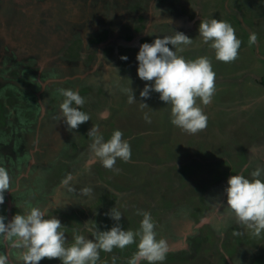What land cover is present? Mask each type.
<instances>
[{
  "label": "rangeland",
  "instance_id": "1",
  "mask_svg": "<svg viewBox=\"0 0 264 264\" xmlns=\"http://www.w3.org/2000/svg\"><path fill=\"white\" fill-rule=\"evenodd\" d=\"M18 1L0 0V13L4 12L0 30L6 40L13 39L8 28L19 29L15 16L28 14L17 8L24 5ZM96 2L101 4L100 0ZM107 6L111 8L108 10ZM107 6L97 20L104 26L108 21L120 24V29H114L117 51L111 61L98 58V53L93 61L94 53L90 49L82 51L88 46L79 48L78 37L66 41L65 46L70 48L67 54L66 48L51 52L54 44L48 45L49 51L37 50L33 36L31 41L15 40L22 45L16 50L0 34V87L5 88L0 96V146L6 140L13 153L0 151V166L7 169L11 178V191L5 192L0 213L6 222L10 221L11 199L29 192L36 194L34 203L21 202L19 210L36 206L45 212L51 206V210L68 211L75 205L67 213L51 214L61 221L66 242L71 244L74 234L94 239L87 231V221L100 231L114 226L116 221L105 215L114 207L122 213L120 225L135 232L143 218L137 210H143L151 214L157 239L168 245L163 264H264V232L254 236L237 223L224 193L229 176L243 174L251 179L252 171L264 169V0L261 7L260 0H112ZM42 12L49 17L55 11ZM211 18L227 21L241 40L234 62L216 60L214 51L202 42L200 20ZM174 31L183 32L193 43L173 50L183 48L178 55L185 59L207 56L216 74L211 103L200 105L208 117L207 127L196 134L186 133L170 122V105L161 101L158 93L151 92L148 99L140 97L145 84L150 83L137 75L140 45L173 35ZM253 32L258 39L250 45L249 35ZM106 36L107 30L104 35H96V39ZM10 43L14 44V39ZM114 50L113 44L103 47L104 54L113 55ZM125 56L126 60L121 59ZM121 64L129 69L123 81L120 70L127 68ZM99 84L109 92L105 93ZM60 88L78 91L84 99L80 110L90 120L76 130L69 131L63 121L56 119L63 100L57 93ZM95 88L102 95L93 100ZM130 88L136 99L132 104L128 103L130 92L126 91ZM141 102L149 107L142 108ZM105 110L109 116L101 119L100 113ZM93 125L99 126L105 140L114 130H120L123 139L130 143L131 159L124 162L118 158V172L100 168L90 147L80 148L79 153L74 148H64L73 146L76 133H83L81 140L92 139L87 134ZM18 133H36L29 144L30 155L22 154L27 148ZM53 134L66 136L51 138ZM41 149L45 151L40 153ZM12 160L15 172L11 171ZM50 166H54L48 179L51 187L35 185V178L42 177L41 173ZM68 171L70 175L64 176ZM84 177L87 181L82 182ZM85 188L91 192L85 194ZM16 211L14 205L13 212ZM136 249L133 243L124 249L114 248L111 253L101 251L103 260L97 264H113V257L115 264H128ZM17 251L0 240V252L9 254L10 264H18ZM40 264L61 262L45 259Z\"/></svg>",
  "mask_w": 264,
  "mask_h": 264
},
{
  "label": "clouds",
  "instance_id": "2",
  "mask_svg": "<svg viewBox=\"0 0 264 264\" xmlns=\"http://www.w3.org/2000/svg\"><path fill=\"white\" fill-rule=\"evenodd\" d=\"M202 42L208 45L215 54V59L234 62L239 56L241 40L237 38L235 29L227 21L215 18L200 20L198 28ZM256 33H250L249 44L257 43ZM193 39L179 31L173 35L156 37L152 43L140 45L136 56L138 61L137 75L146 83L140 92L143 99L150 98L151 92L159 94V99L170 105V122L189 134H196L207 127L208 117L203 106L211 103L216 91V74L211 60L207 56L185 59L178 55L183 48L179 45H191ZM172 46V47H169ZM126 60L127 57H121ZM128 103L136 102L134 91L130 88ZM58 94L63 97L59 104V115L56 119L63 121L68 130H76L90 120V116L81 111L84 99L78 91L60 88ZM199 101V103H197ZM75 105V107L73 106ZM141 107H149L141 102ZM109 112L100 113L101 119H107ZM145 120L150 122L147 115ZM92 138L90 150L101 165L109 170L115 169L117 159L128 162L131 159L130 143L123 139L120 130H114L111 137L105 140L99 132V126L93 125L87 134ZM264 169L257 168L251 172V179L243 174L231 175L227 180L226 205L234 215L237 223L245 226L252 235L260 236L264 232V180L261 179ZM11 191V178L7 169L0 166V205L5 202V192ZM84 193L91 192L85 188ZM105 215L116 221L109 230L85 223L87 231L94 239L82 234H74L73 242L67 244L63 225L55 216L46 218V213L39 207H25L17 212L10 221L0 215V240L8 247L17 249L18 264H40L42 260H59L61 264H97L100 252L111 253L114 248L124 249L135 243L136 251L128 264H163L169 251L165 240L157 239L155 224L151 214L137 210L142 216L139 230H125L120 225L122 213L116 208ZM138 238V239H137ZM9 254L0 252V264H10ZM115 264L116 257L112 258Z\"/></svg>",
  "mask_w": 264,
  "mask_h": 264
},
{
  "label": "crops",
  "instance_id": "3",
  "mask_svg": "<svg viewBox=\"0 0 264 264\" xmlns=\"http://www.w3.org/2000/svg\"><path fill=\"white\" fill-rule=\"evenodd\" d=\"M4 2L5 1H3V3ZM18 2L24 3V5L17 6V8L20 7L23 11L27 10L28 14L15 16V19H17L16 22L19 23L16 25V28H19L18 31L8 25V27L10 28H8L7 33L10 35V37H13L14 44L10 43L13 39L10 38L9 40L7 39V41L0 30V34L2 37H4V40H6V42L16 50L17 48H22V45L17 44L15 40L21 39L22 41L23 39H25V41H31V36H33L35 38L34 43L36 47L39 46V49L37 47V50L41 52H46V49H48V45L54 44L55 48L50 49L51 52L66 48L65 52L68 53L70 49L69 47L67 48L65 46L66 41L74 39V37H78L81 45V47L79 45V48L84 47L83 45L86 44L88 48H82V51L90 49L89 51H92V53H94L93 58L97 56L96 53H98V58L106 59L105 61H111L114 58L115 51H117V38H115L114 29L115 27L116 30L120 29V24L117 25V22L109 23L108 21L106 22L107 25L105 24L104 26L101 25V22H99V20H97L99 12L107 6V3H112V0H100L101 4H98L96 0H19ZM103 3L105 4L102 5ZM262 4L263 0H260V7ZM3 5L2 7L6 9V7H4ZM110 8L109 6H107L106 9L109 10ZM31 9L32 11H30ZM44 9H53V11L55 12L54 14L51 13L50 16L47 17L46 14L42 12V10ZM37 10H39V13ZM56 10L61 11V14L57 13ZM76 11L78 12L76 13ZM91 14L92 17H90ZM3 15L4 12L0 13L1 17ZM32 16L33 20L31 19ZM44 18L45 22L43 20ZM11 19H14V16H12ZM146 28L147 27H145L144 31L146 30ZM106 30V37L96 39V35H104ZM46 34L48 37L46 36ZM17 35L19 36V38L17 37ZM133 38H135V36ZM57 40H59L58 44ZM87 43H90V45H88ZM96 44L99 45L97 51ZM106 44L114 45L115 50L113 55L112 53L104 54L103 47ZM23 47L26 48V46ZM120 51L121 50L118 51V54H120ZM72 56L74 58H77V56L80 57V55ZM94 60H96V58L93 59V61ZM106 63L108 64V62Z\"/></svg>",
  "mask_w": 264,
  "mask_h": 264
},
{
  "label": "flooded vegetation",
  "instance_id": "4",
  "mask_svg": "<svg viewBox=\"0 0 264 264\" xmlns=\"http://www.w3.org/2000/svg\"><path fill=\"white\" fill-rule=\"evenodd\" d=\"M70 49V48H69ZM69 53V52H68ZM67 53V54H68ZM127 64V63H126ZM126 64H124V65H122L123 67H126L127 68V70H124V71H121L120 70V79H121V81H123L122 80V78L124 77V75H125V77H126V75L128 76V66L126 65ZM123 67H121V68H123ZM123 70V69H122ZM120 79H119V82H120ZM125 82V81H124ZM118 84V82L117 83H115L114 85L116 86ZM96 84H94V86H95ZM100 85V84H99ZM103 85H100V87H102ZM4 87V86H3ZM84 87H85V85H84ZM100 87H97V88H100ZM94 88V87H93ZM92 88V89H93ZM107 88V87H106ZM106 88L104 87H102V90L105 92V93H108L109 91H106ZM15 89H19V86H15ZM85 89V88H84ZM96 89V88H95ZM116 89L117 88H115L114 87V91H113V94H115V93H117V91H116ZM4 90H5V88H2V87H0V96H2V94H3V92H4ZM21 90V89H20ZM96 92V96H95V98L93 97V100H96V99H98V97L100 96V95H102V94H100V91H99V89H96L95 90ZM58 93V92H57ZM107 94H103V96H106ZM84 96V95H83ZM87 96V95H86ZM92 98V97H91ZM94 102H96V101H94ZM34 134H36V133H33V135H31V133H18V135H21V136H23V141H24V144L26 145V148H27V152H23L22 154L24 155L25 153H29L30 151H29V149H30V146H29V144L30 143H32L31 141H32V137L34 136ZM64 134H66V133H64ZM83 133H76V137H75V139L73 140V142H74V144H73V146H70V145H66V146H64V148H67L68 150H69V148H74L73 150H75L74 152L75 153H79L78 151H79V149L81 148H89L90 147V144L92 143V139H88V140H86V141H84V140H81L80 138H81V135H82ZM15 135H17L16 133H15ZM54 135V134H53ZM53 135H51V138H54V137H60L61 139L62 138H64V136H66V135H60V136H53ZM67 141V140H66ZM65 141V142H66ZM62 142H63V140H62ZM7 141L6 140H2V145L0 146V151H2L1 153L3 154V153H6V150L7 151H10L11 153H12V148H11V146H8L7 145ZM80 149V150H81ZM46 150H47V147H46ZM44 152L45 150L44 149H41V151H40V153L41 152ZM65 151V150H64ZM82 151V150H81ZM13 154V153H12ZM29 155H30V153H29ZM13 156V155H12ZM95 159H94V161H92V165H94V163H95ZM34 162V161H33ZM88 161H86V163H87ZM70 164H73V163H70ZM88 164V163H87ZM10 165H11V171L13 172H15V164H14V160H12V162H10ZM53 167L54 166H50L48 169H46V171H45V173L44 172H42L41 173V176L42 177H37V178H35L36 179V184L35 185H38V184H42L43 183V186H45V185H49V182L50 181H48V179L50 178V176H51V170L53 169ZM99 167L101 168L102 167V165H101V163H100V165H99ZM121 168V167H120ZM118 169V168H117ZM43 173H44V175H43ZM145 174H146V172H144ZM148 173V172H147ZM65 175H70L69 174V171L66 173V174H64V176ZM135 175H137L136 173H135ZM85 179L84 180H82V182H85V180L87 181V179H86V177H84ZM90 182V181H89ZM34 185V186H35ZM42 186V185H41ZM51 186L49 185V188H50ZM38 194V193H37ZM35 196H36V194H34V193H27L26 195H22L21 194V196H19V197H17V198H14L13 197V199H11V201H10V212H11V216H10V219L17 213V212H23V210H19V206H21L22 205V203L21 202H31V204L32 203H34V201H35ZM82 202H83V200H81ZM80 201V202H81ZM80 202L77 204L78 206H79V204H80ZM14 205H16V207H17V211L16 212H13V208H14ZM75 206V205H74ZM73 206V207H74ZM13 207V208H12ZM73 207H71L70 209H72ZM51 206L50 207H48V208H46V210H45V213H46V216H48V217H50L51 216V214H54V213H57V212H59V213H67L68 211H71L70 209H68V211H64V210H61L60 209V211H58V209H56V210H51ZM0 215H3V212H1L0 213ZM191 254V253H190ZM103 259H100L98 262H100V261H102ZM51 263H54V262H51Z\"/></svg>",
  "mask_w": 264,
  "mask_h": 264
}]
</instances>
